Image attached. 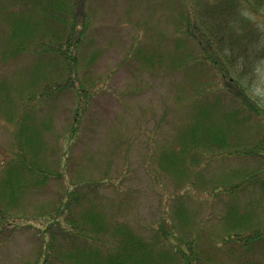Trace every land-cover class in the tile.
<instances>
[{"label": "trees", "instance_id": "1", "mask_svg": "<svg viewBox=\"0 0 264 264\" xmlns=\"http://www.w3.org/2000/svg\"><path fill=\"white\" fill-rule=\"evenodd\" d=\"M19 1L25 6L21 14L14 0L0 7V15L6 13L0 18L9 23L1 53L7 59L31 52L42 60L23 87L0 81V117L13 139L10 158L0 166V235L18 219L30 191L65 178L66 164L61 172L50 165L54 149L46 134L54 129V118H41L39 111L59 94H74L70 147L96 89L81 76L79 62L89 28L87 0ZM140 1H155L170 14L163 31L139 40L142 67L173 70L192 92L169 147L156 156L157 171L179 190L164 218L168 228L146 239L128 224L112 223L80 186L69 185L56 205L38 210L33 219L37 224L30 227L43 249L27 264H264V220L252 199H242L264 185V106L252 95L264 63V0ZM97 58L91 54L90 63ZM231 158H250L257 166L230 169L208 189L204 172ZM198 193L226 197L218 228L205 230L183 200ZM109 233L111 241L101 243L100 236Z\"/></svg>", "mask_w": 264, "mask_h": 264}, {"label": "rangeland", "instance_id": "2", "mask_svg": "<svg viewBox=\"0 0 264 264\" xmlns=\"http://www.w3.org/2000/svg\"><path fill=\"white\" fill-rule=\"evenodd\" d=\"M5 2L0 0V7ZM154 3L86 1L89 28L79 62L83 79L88 84L96 83L94 96L70 147V125L77 105L74 94H59L39 111L41 118H54L55 127L46 134L54 149L50 153V165L55 172H61L66 164L65 178H53L43 189L28 193L23 207L27 211L20 209L18 219L0 235V264H27L40 256L43 245L37 231L30 226L37 224L33 219L39 215L38 210L45 207L44 211H49L54 202L56 205L64 197L69 185L80 186L83 193L102 207L112 223L128 224L146 239L152 240L168 228L164 218L169 217L167 212L174 200L180 198L179 190L157 171L156 156L162 147H169L187 114L186 102L192 92L184 89L181 74L165 67L157 71L142 67L144 60L137 52L139 40L145 42L154 30L163 31L166 21L170 20L169 11ZM14 4L16 13L21 14L25 6L18 0ZM8 26L0 18V40L5 38ZM2 47L0 41V81L20 83L23 87L31 81L30 71L42 57L24 52L5 59ZM94 53H98V58L90 63ZM252 95L264 106V63ZM12 142L11 130L0 117V166L10 158ZM245 143L252 142L246 139ZM256 166V161L250 158L219 159L204 172V180L210 189L212 181L220 180L230 169L252 170ZM253 188L242 199H252L264 220V185ZM172 194L176 195L173 199ZM194 196L188 195L183 200L191 212L198 214L195 220L203 221L205 230L218 228L226 197L214 199L204 193ZM258 198L259 203L255 201ZM100 238L103 244L112 239L110 233ZM58 240L63 243V236Z\"/></svg>", "mask_w": 264, "mask_h": 264}]
</instances>
